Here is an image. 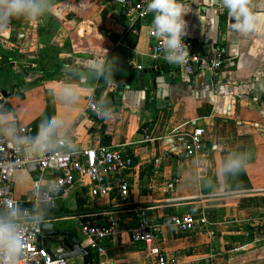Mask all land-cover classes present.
<instances>
[{
    "label": "crops",
    "instance_id": "0c3cea01",
    "mask_svg": "<svg viewBox=\"0 0 264 264\" xmlns=\"http://www.w3.org/2000/svg\"><path fill=\"white\" fill-rule=\"evenodd\" d=\"M43 2L46 10L34 20L5 19L0 6L5 105L0 134L14 139L20 127L31 126L28 152L33 140L45 135L65 138L68 148L125 146L135 156L125 176L132 205L146 207L159 221L183 213L206 219L183 236L163 226L160 247L168 259L264 264V0H249L258 19L246 34L231 27L235 21L223 0H181L183 38L193 40L201 54L216 48L228 59L217 74L193 76L183 74L177 63L149 57L152 12L132 26L110 0ZM92 95L110 110L103 121L83 114ZM53 118L57 124L46 133L44 126ZM194 127L203 128L204 135L196 154L187 156L184 147ZM145 135L150 140L144 141ZM238 155L243 156L241 170H228L227 162ZM13 180L17 197L32 186L24 170ZM74 193L87 200L81 211ZM112 203L77 188L48 215L56 227L74 232L81 246L86 241L78 232L79 215H96L99 223L114 217L116 233L105 242V256L113 264H154L146 245L130 238L135 215ZM42 246L65 252L60 243ZM66 262L82 264V257Z\"/></svg>",
    "mask_w": 264,
    "mask_h": 264
},
{
    "label": "built area",
    "instance_id": "2783aa9c",
    "mask_svg": "<svg viewBox=\"0 0 264 264\" xmlns=\"http://www.w3.org/2000/svg\"><path fill=\"white\" fill-rule=\"evenodd\" d=\"M119 5L123 15L131 20L132 26L146 20L147 0H110ZM151 45L149 57L156 61L167 55L163 47L165 37L157 36L155 29L149 31ZM187 50L185 61L177 63L180 71L188 76L200 73L217 74L228 59L214 48L212 53L195 51V43L183 38ZM168 61V60H167ZM141 69V66H137ZM4 99L0 96V114L4 111ZM110 110L106 105L90 96L83 114L97 121H103ZM146 131V130H145ZM33 132L31 126L19 128L17 138H7L0 134V222L11 223L19 233L20 249L10 255L0 245V264H67L60 258L62 247L48 250L40 244L41 224L50 222L48 213L54 210L60 199L77 188H86L89 197L98 202H108L114 206H124L137 218L131 230L133 242L146 245V257L154 258V264H174L161 249L162 228L171 226L178 236L188 235L206 222L204 216L195 213L172 214L167 220L151 218L144 206H134L130 202V183L126 175L135 165V156L125 146L102 145L96 148H68V141L47 135L37 136L27 151V136ZM204 130L194 127L184 147L187 156H193L200 148ZM150 140L147 135L144 141ZM18 170H24L32 178L31 188L22 196L14 195L13 177ZM104 213V212H103ZM101 213V214H103ZM98 215V214H97ZM96 215L84 213L78 216V232L85 238L84 253L90 256V264H113L105 256V242L116 233L114 217L99 223ZM146 264H151L149 261Z\"/></svg>",
    "mask_w": 264,
    "mask_h": 264
},
{
    "label": "clouds",
    "instance_id": "9594fccd",
    "mask_svg": "<svg viewBox=\"0 0 264 264\" xmlns=\"http://www.w3.org/2000/svg\"><path fill=\"white\" fill-rule=\"evenodd\" d=\"M228 9L229 16L234 18L231 27L241 33L253 31L256 27L257 16L253 15L249 7V0H223ZM3 16L25 17L36 19L43 14L46 6L43 0H2ZM146 12L154 13L152 25L157 36L165 37L163 47L166 50V59L169 63H180L186 60L187 50L182 37L185 33L186 22L184 16L186 9L181 0H148ZM57 121L50 119L44 126L49 133L55 128ZM243 164V156L238 155L230 159L226 167L228 170L240 171ZM22 244L19 233L11 223L0 222V245L10 255L16 253Z\"/></svg>",
    "mask_w": 264,
    "mask_h": 264
},
{
    "label": "water",
    "instance_id": "95a60500",
    "mask_svg": "<svg viewBox=\"0 0 264 264\" xmlns=\"http://www.w3.org/2000/svg\"><path fill=\"white\" fill-rule=\"evenodd\" d=\"M40 244L60 243L65 252L60 258L68 259L76 256L82 257V264H90V256L85 254L79 244L77 235L74 232L63 231L56 227L52 222L41 224Z\"/></svg>",
    "mask_w": 264,
    "mask_h": 264
},
{
    "label": "rangeland",
    "instance_id": "374dc122",
    "mask_svg": "<svg viewBox=\"0 0 264 264\" xmlns=\"http://www.w3.org/2000/svg\"><path fill=\"white\" fill-rule=\"evenodd\" d=\"M73 195L75 196V199H76L75 200L76 201L75 202L76 203V207L78 208V210L81 211L83 209V206L87 204V200L84 199V198L83 199L81 198L82 194L74 193ZM71 196H72V194H71ZM79 198H81V200Z\"/></svg>",
    "mask_w": 264,
    "mask_h": 264
}]
</instances>
